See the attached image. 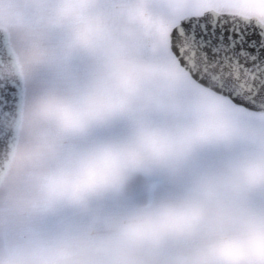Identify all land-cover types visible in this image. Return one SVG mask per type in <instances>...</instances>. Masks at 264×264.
Segmentation results:
<instances>
[{
  "label": "snow or ice",
  "instance_id": "snow-or-ice-1",
  "mask_svg": "<svg viewBox=\"0 0 264 264\" xmlns=\"http://www.w3.org/2000/svg\"><path fill=\"white\" fill-rule=\"evenodd\" d=\"M116 2L103 0L89 14L110 12ZM123 5L154 26H134L141 52L109 87L98 86L102 70L85 51L30 83L0 78V153L20 142L9 122L40 99L47 105V119L24 141L36 155V181L20 194L40 211L21 212L19 200L22 215L0 231V264H25L56 248L77 264H179L264 227V0ZM58 6L0 0V15L31 21L54 16ZM18 47L0 34V65L21 66ZM42 182L64 195L41 191ZM133 219L167 232L162 246L108 245L109 226ZM179 229L182 239L174 238ZM101 245L107 255L97 260L92 252ZM249 257L246 264H264Z\"/></svg>",
  "mask_w": 264,
  "mask_h": 264
},
{
  "label": "clouds",
  "instance_id": "clouds-1",
  "mask_svg": "<svg viewBox=\"0 0 264 264\" xmlns=\"http://www.w3.org/2000/svg\"><path fill=\"white\" fill-rule=\"evenodd\" d=\"M25 6H35L40 0H19ZM103 0H59V6L52 17L37 16L33 20L24 14H8L0 18V30L5 27L14 28L23 45L21 66L19 71L31 79L37 72L55 73L62 60L72 58V53L85 51L93 57L102 70L103 75L97 79L101 88L120 78L124 68L129 66L130 58L138 55L141 48L134 26L151 29L154 21L147 16L136 15L126 9L123 0H117L110 12H99L91 15L90 10L97 9ZM58 33H69L70 39H55ZM145 71H148L145 69ZM47 119V105L44 99L36 101L24 113L21 131L34 137L41 123ZM17 175L28 174V185L35 183L36 178L30 175L36 167V155L25 147H21L14 158ZM4 182V174L0 173V185ZM252 187L257 185L253 183ZM41 191L63 196L55 192L52 182H42ZM20 211L37 213L39 208L27 200H20ZM198 217L197 222H204ZM211 223V220L208 221ZM232 227H237L232 225ZM108 245L119 246L129 250H155L162 246L168 233L158 231L149 219H133L118 229H112ZM174 238L182 239L187 234L183 229L174 230ZM249 251L257 259L264 260V227H253L246 233H239L234 240L227 241L213 249L211 257H193L180 260L179 264H246ZM100 260L107 255V246L101 245L92 252ZM34 264H77V259L68 249H52L47 255L35 258Z\"/></svg>",
  "mask_w": 264,
  "mask_h": 264
},
{
  "label": "rangeland",
  "instance_id": "rangeland-1",
  "mask_svg": "<svg viewBox=\"0 0 264 264\" xmlns=\"http://www.w3.org/2000/svg\"><path fill=\"white\" fill-rule=\"evenodd\" d=\"M6 17H7V12H5L3 15H0V18H6ZM3 29L7 31L11 35L13 40L19 45L18 51H19L20 60H21L23 45L20 41L18 32L14 28H11V27H5ZM21 75L25 83L31 82V79L27 78L22 73ZM18 137H19L20 142L16 145L15 154L21 147H24V141L30 138L26 133L21 131V125H20ZM15 154L13 156L11 165L4 179V182L0 188V206H2L3 208L7 210L3 213H0V231H3L6 228L8 221L12 218L14 214L22 215V213L15 211V206L20 200L21 192L29 187L28 174L26 173L23 176L17 175L16 169L14 167ZM25 264H34V261L28 260L25 262Z\"/></svg>",
  "mask_w": 264,
  "mask_h": 264
},
{
  "label": "water",
  "instance_id": "water-1",
  "mask_svg": "<svg viewBox=\"0 0 264 264\" xmlns=\"http://www.w3.org/2000/svg\"><path fill=\"white\" fill-rule=\"evenodd\" d=\"M5 30H0V34H3ZM0 78H8L10 80H23L19 66L15 64H2L0 65ZM3 94V89H0V96ZM11 97H9V102ZM21 120H13L8 124L9 130L15 135L19 136ZM16 145L10 147L5 153H0V173L4 174V179L7 175L9 167L11 165L13 156L15 154ZM2 185H0L1 188Z\"/></svg>",
  "mask_w": 264,
  "mask_h": 264
}]
</instances>
